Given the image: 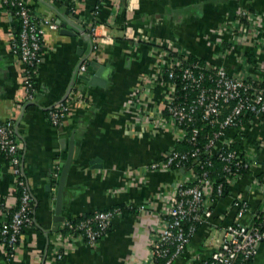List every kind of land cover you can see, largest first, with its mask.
I'll list each match as a JSON object with an SVG mask.
<instances>
[{
  "label": "crops",
  "instance_id": "obj_1",
  "mask_svg": "<svg viewBox=\"0 0 264 264\" xmlns=\"http://www.w3.org/2000/svg\"><path fill=\"white\" fill-rule=\"evenodd\" d=\"M3 1L0 121L14 122L34 212L13 259L0 243V264H49L57 252H63L58 264H146L148 243L160 227L172 189L187 180L173 170L144 172L179 143L175 132L152 126L170 91L169 84L152 79L169 49L221 66L234 78L263 79L264 0H22L34 16L60 22L68 32L62 34L59 25L45 29L36 94L28 105L21 104L23 65L11 53L17 21ZM240 11L252 16L242 28L237 22ZM91 29L104 39H97L102 44L97 50L92 49ZM126 31L135 39L126 38ZM82 63L87 67L84 74L79 73ZM67 97L69 110L55 128L46 112ZM146 112L152 121L146 120ZM259 122L250 118L221 139L235 144L252 166L213 202L210 220L198 228L174 264H199L215 251L221 229L234 221L235 200L247 203L249 216L264 210V189L255 185L264 173V125ZM70 141L73 155L62 195L63 221L55 226L56 192ZM17 204L11 166L0 155V227ZM122 205L145 209L116 215L109 233L95 245L61 233L67 220ZM250 264H264V241Z\"/></svg>",
  "mask_w": 264,
  "mask_h": 264
},
{
  "label": "built area",
  "instance_id": "obj_2",
  "mask_svg": "<svg viewBox=\"0 0 264 264\" xmlns=\"http://www.w3.org/2000/svg\"><path fill=\"white\" fill-rule=\"evenodd\" d=\"M60 2L62 0H50ZM133 0H128L131 4ZM5 9L9 11L19 24L17 37L11 40V53L23 65V97L21 104L34 101L36 94V79L40 63V52L43 34L46 28L56 30L58 24L37 18L22 0H4ZM238 25L242 28L252 21L247 11H240ZM244 20L245 23H241ZM94 40L93 50L102 47L97 39L96 29H91ZM124 36L135 39L130 32ZM176 53L174 59L168 54L166 60L158 67L152 81L170 86L163 111L158 114L157 121H152L153 127L166 128L177 134L178 141L189 142L194 147L191 152L169 150L164 158L145 167L150 171H178L185 174L186 181H181L172 189L167 210L162 214L160 227L148 243L149 255L146 264H174L186 251L190 240L198 228L208 223L212 216L210 206L218 200L229 186L237 179L238 171H249L252 163L248 157L229 148L230 141L221 142L229 130H237L242 125L244 117L258 118L264 125V78L259 80H243L232 77L223 67L207 62H190L187 52L169 49ZM86 64L82 63L79 73L86 72ZM165 76L166 81H161ZM179 78L184 90L193 94L189 103H178L172 98L174 80ZM67 97L48 112L50 124L57 128L64 120L70 105ZM200 124V125H199ZM199 125V126H198ZM203 129L212 131L208 144L204 149L196 147L197 137ZM218 156L222 164L224 178L214 180L206 171L212 168L211 157ZM0 155L8 161L15 178L18 192V204L10 212H6V221L0 227V243L4 247L8 259L15 257L20 236L24 229L33 224L31 213L33 196L27 185L22 170V147L15 134L14 122L11 119L0 121ZM203 156H207L202 160ZM194 168L200 169V174L194 173ZM232 169L235 174L232 175ZM59 169L53 176L58 177ZM264 189V173L255 182ZM235 218L231 225L221 229L218 246L209 257L199 264H250L256 257L260 244L264 241V210L249 216L247 203L235 200L232 204ZM126 207L144 211L145 206ZM122 213L119 209L96 211L92 217L72 224V220L63 223L65 235L73 241H81L87 245H95L111 228L113 218ZM216 230L211 227L210 231ZM81 231L77 238L70 233ZM73 234V233H72ZM211 234V232H210ZM210 238H212L210 236ZM84 239V240H83ZM63 259V252H57L50 258L49 264H58Z\"/></svg>",
  "mask_w": 264,
  "mask_h": 264
},
{
  "label": "trees",
  "instance_id": "obj_3",
  "mask_svg": "<svg viewBox=\"0 0 264 264\" xmlns=\"http://www.w3.org/2000/svg\"><path fill=\"white\" fill-rule=\"evenodd\" d=\"M240 22H241V23H245L244 20H240ZM18 32H19V24H18V22H17V29H16V31H15V33H14V37H17ZM167 54H168V56H169L170 58H172V59H174V58L176 57V53L171 52L170 50H169V52H168ZM187 59H188V61H190V62H196V61L201 62V63L205 62V60H203V59H201V58H198V57H196V56H192V55H190L189 53L187 54ZM211 65H212V64H211ZM163 77H164V78H161L160 80H161V81H166L164 75H163ZM262 83H264V82H262ZM173 84H174V92H173L172 98L174 99V101H175V102H178V103H184V104L189 103L190 100H192V97H193V94L190 92V90L188 91L187 89H186V90L183 89V88H184V85L181 83V81H180L179 78L175 79ZM27 105H28V104H27ZM49 110H50V109H49ZM49 110L46 112L47 115H48ZM250 118H251V117H247V118L244 117V118L242 119L241 125L243 126V125L246 123L247 120L250 121ZM248 124H249V122H248ZM199 125H200V124H199ZM199 125H198V126H199ZM240 132H241V131H239V133H240ZM211 133H212V131H211L210 129H203V130H201L199 136L197 137V141H196L197 144H196V147H198V148H200V149H204V148L206 147V145L208 144V141H209V139H210V137H211ZM241 133H242V132H241ZM229 148H231L232 150H235V151L239 152L238 147H237L235 144H232V143H231L230 146H229ZM174 149L177 150V151H180V152H191V151L194 150V147H193L191 144H189V142L182 141V142H179L178 145H177V147L174 148ZM239 153H240V152H239ZM240 154H241V153H240ZM242 155H243V154H242ZM206 157H207V156H203V157H202V160H204ZM210 159H211V161H212V163H213V167H212V168H206L205 171H206V172H207L212 178H214V180H217V178H219V177H220L221 179H223V178H224V175H223V172H222V164L219 162V160H218V156L215 155V154H213V156H212ZM231 171H232V175L235 174L234 169H232ZM201 172H202V171H201L200 169H198V168H194V173H195V174H200ZM246 173H247V171H244V170L238 171V173H237V177H236V178H237V179H241V178H243V176H244ZM235 180H236V179H235ZM226 190H227V189H226ZM226 190H225V191H226ZM225 191H224L223 195L226 193ZM223 195H222V196H223ZM32 209H33V212H34V200L32 201ZM114 209H119V210L122 211V212L125 211V210H127V211H129V212H135V211H136V209L129 208V207H126V206H124V205H122V206H116V207L113 208V210H114ZM92 215H93V214H91V215H87V216L82 217V218H80V219L72 220V224H77V223H79L80 221L87 220V219L91 218ZM31 217L33 218V213H31ZM110 229H111V228H109V230L107 231L108 233H109ZM66 232H67L66 229L61 228V233H62V234H65ZM72 233H73V234H72ZM72 233H70L71 237H72V238H77V237L81 234V231H75V232H72ZM83 240H84V239H83ZM156 264H161V262L159 261V262H157Z\"/></svg>",
  "mask_w": 264,
  "mask_h": 264
},
{
  "label": "water",
  "instance_id": "obj_4",
  "mask_svg": "<svg viewBox=\"0 0 264 264\" xmlns=\"http://www.w3.org/2000/svg\"><path fill=\"white\" fill-rule=\"evenodd\" d=\"M57 24L61 27L60 32L62 34L68 33L66 30H64V25H61L60 22H58ZM83 78L86 79V77H83ZM72 155H73V141H70L69 146H68L67 158H66V160L62 166V169H61V173H60L59 181H58V188H57V192H56L55 207H54V218H53L55 226H58L59 223L63 221V218L60 217L62 205H63L62 195H63V191H64V187H65L67 174H68L71 162H72ZM50 189H51V187L48 186V190H50Z\"/></svg>",
  "mask_w": 264,
  "mask_h": 264
}]
</instances>
